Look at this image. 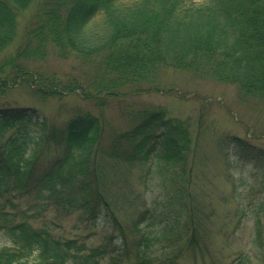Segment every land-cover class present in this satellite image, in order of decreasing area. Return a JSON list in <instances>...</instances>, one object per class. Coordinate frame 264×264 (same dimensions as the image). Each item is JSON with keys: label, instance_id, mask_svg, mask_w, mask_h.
Segmentation results:
<instances>
[{"label": "trees", "instance_id": "trees-1", "mask_svg": "<svg viewBox=\"0 0 264 264\" xmlns=\"http://www.w3.org/2000/svg\"><path fill=\"white\" fill-rule=\"evenodd\" d=\"M32 1L0 0V55L17 34L18 14ZM98 15L102 21L93 25ZM21 39V46L0 60V96L13 85H23L41 99L77 93L102 107L107 96L118 94L120 86L135 91L133 86L152 80L156 68L168 66L234 83L245 95L264 103V0H206L202 4L187 0H41ZM47 52L58 57L71 53L85 59L99 57L101 67L86 87L75 78L61 83L26 62L43 58ZM102 124L100 113L77 111L64 126L61 152L48 165L36 168L43 117L34 108L0 104V232L8 241L0 247V264H117L118 257L117 261L104 260L113 250L109 242L88 247L77 238L56 236L48 226L30 221L35 216L29 213L32 206L16 209L12 199L5 197L11 192L30 195L41 201L39 210H45L47 201L65 209L80 207L87 219H95L101 201L108 205L99 190L107 183L102 176L104 161L99 166L96 163ZM113 138L117 144L112 157L148 163L151 170L164 174L171 209L175 201L189 195L190 166L186 163L196 145L184 120L160 109L143 110ZM187 211L185 206L175 209L171 221L156 232L159 238L179 237L180 232L187 235L186 246L194 247L193 225L180 222L182 216L192 218ZM159 212L146 209L137 216L143 220L149 214L153 220ZM132 226L139 231L136 223ZM145 235L132 247L133 264L154 263L146 253L154 234ZM174 263L167 260L166 264Z\"/></svg>", "mask_w": 264, "mask_h": 264}, {"label": "rangeland", "instance_id": "rangeland-1", "mask_svg": "<svg viewBox=\"0 0 264 264\" xmlns=\"http://www.w3.org/2000/svg\"><path fill=\"white\" fill-rule=\"evenodd\" d=\"M205 1L187 0L195 4ZM40 3L41 0H33L18 14L17 34L0 60L21 46L22 31ZM102 18L98 15L93 25H99ZM26 62L44 77L66 84L75 78L83 87L101 67L99 57L85 59L73 53L58 57L47 52L43 58ZM134 87L137 89L132 91L120 86L116 96H107L104 105L97 107L77 93L63 92L41 99L33 95L31 88L11 86L0 96V104L34 108L44 119L43 140L34 161L36 168L48 165L61 152L64 126L73 114L89 110L102 115L96 163L99 166L104 161L102 176L107 183L99 190L108 205L105 207L101 201L97 217L90 220L80 207L65 209L47 201L45 210H39L41 201H34L30 195L11 192L5 197L12 199L16 209L32 206L29 213L35 216L30 221L35 226H48L56 236L77 238L88 247L109 242L113 250L104 260L112 257L117 261L118 257L117 264H133L132 247L150 231L154 236L146 253L154 259L153 264H166L167 260L175 261L174 264H264V103L245 95L234 83L168 66H159L151 81ZM148 109H160L169 117L184 120L192 141L195 140V151L186 163L190 166L186 183L189 195L173 205L174 210L185 206L192 215L191 219L182 216L180 222L182 225L186 220L193 225L197 242L194 247L186 246L187 235L180 232L179 237L166 240L157 235L162 225L174 217V210L168 206L169 187L164 174L151 170L148 163L111 155L117 144L113 136L129 128ZM34 134L37 136L38 131ZM146 209L160 212L153 220L149 214L139 219L138 212ZM180 229L181 226L177 231ZM5 244L8 241L0 232V247Z\"/></svg>", "mask_w": 264, "mask_h": 264}]
</instances>
